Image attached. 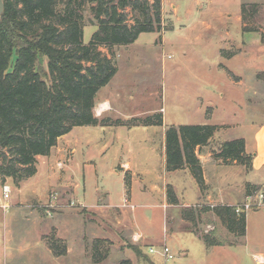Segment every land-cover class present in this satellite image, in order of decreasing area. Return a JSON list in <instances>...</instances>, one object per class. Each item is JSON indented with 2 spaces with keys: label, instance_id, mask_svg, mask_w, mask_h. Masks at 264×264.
Segmentation results:
<instances>
[{
  "label": "rangeland",
  "instance_id": "rangeland-1",
  "mask_svg": "<svg viewBox=\"0 0 264 264\" xmlns=\"http://www.w3.org/2000/svg\"><path fill=\"white\" fill-rule=\"evenodd\" d=\"M248 1L252 0H163L165 30L142 34L134 44L114 49L118 73L108 86L101 89L98 99H112L113 106L119 110L114 114L117 118L164 116V126L133 133L132 148L137 150V159L130 158L128 154L123 155L122 159L135 162L144 171L152 172L150 178L157 181V192L141 194L142 197H149V200L138 198L135 204L128 196L123 199V175L115 173L118 168L115 150L109 151L103 158L92 159L94 163L90 166H84L83 162L87 160L80 153L74 155L73 160V135L67 139L60 138L54 147V154L43 157L37 163V169L39 165L53 169L60 183L53 181L46 189L43 187L46 171L49 173L47 167L39 168L41 171L36 178L31 177L19 184L10 181L11 198L7 201L9 207L4 209L3 205L7 202L3 194L4 183L0 180V264H123V261L135 264L133 251L127 249L132 241L126 240V225H123V231L118 227V219L124 221L121 212L126 208H129L130 217L139 221L150 244H164L165 217L167 214L169 217L179 215L182 209L175 212V209L163 208L167 129L189 124L220 125L210 146L219 149L223 144L221 141L225 143L243 137L251 139L247 126L250 112L247 106L251 110L256 108L252 110L258 116L256 120L264 124V42L260 39L264 41V7L258 6L256 13L247 7L244 15L246 31L254 29L262 35H243L239 17L241 4H248ZM128 12V22L132 25L133 13L130 9ZM94 24V17L86 11L83 21L85 44L91 41L98 29ZM100 49L113 58L107 48ZM15 61L16 56L12 59L9 72H12ZM240 67L250 71L255 89L244 102L243 111L235 109L237 86L232 84L229 77L233 71L241 70ZM82 130L76 129L74 136L84 133ZM2 151L0 148V154ZM228 170L231 172L230 188L233 191H239L247 181L259 180L258 175L246 171L240 174L236 169ZM101 173L106 184L103 186L108 190L111 201L122 204L119 208L111 207L105 215L85 208L95 207L99 198V202L104 203L101 181L98 180ZM167 178L184 203L196 202L198 186L189 173L177 172ZM20 184L23 186L22 194L16 190ZM139 186L138 181L135 182L136 193ZM146 187L151 190L149 184ZM260 192L264 194L259 190L253 194V201ZM138 203L149 205L136 209ZM212 206L200 203L192 209ZM130 209L136 210L132 212ZM207 212L211 211L206 210V216ZM212 217L218 218L217 222L221 223L218 216ZM146 218L152 220L150 227L144 223ZM202 221L191 228L202 230L201 234H205L208 225L211 228L213 223L216 225L210 217H204ZM56 227L66 228L67 246L72 247V254L59 259H54L48 248L44 247L48 246L47 238L60 237ZM103 236L109 240H104ZM97 240L104 241L97 246ZM146 248L149 250V246ZM156 249L162 251L163 248ZM94 258H101V262H95ZM161 259L163 264H173V260Z\"/></svg>",
  "mask_w": 264,
  "mask_h": 264
},
{
  "label": "trees",
  "instance_id": "trees-1",
  "mask_svg": "<svg viewBox=\"0 0 264 264\" xmlns=\"http://www.w3.org/2000/svg\"><path fill=\"white\" fill-rule=\"evenodd\" d=\"M4 1L5 12L0 21L2 183L12 179L19 184L34 177L38 172V158L49 156L59 139L75 127L164 125L161 114L113 120L97 118L94 113L99 92L118 73L114 49L134 44L142 34L165 30L163 0ZM247 7L257 12L256 5H243V20ZM128 9L133 13L132 25L128 22ZM86 11L98 27L88 44L84 42ZM101 47L107 48L113 58L105 55ZM14 56L16 61L9 72ZM218 130V126L209 124L167 129V172L189 169L204 190V172L197 149L209 145ZM214 157L226 165L237 163L248 171L253 168V155L247 153L243 139L221 144ZM258 191L256 186H247L249 196ZM167 198L172 204L178 203L171 186L167 187ZM192 210L198 214L212 211L231 233L239 237L246 235V213L237 214L235 206ZM204 239L209 245L214 243L209 235ZM103 241L97 240L96 245ZM46 242L56 257L67 254L65 241L51 236ZM94 259L101 262V258ZM123 264L130 262L123 261Z\"/></svg>",
  "mask_w": 264,
  "mask_h": 264
},
{
  "label": "crops",
  "instance_id": "crops-1",
  "mask_svg": "<svg viewBox=\"0 0 264 264\" xmlns=\"http://www.w3.org/2000/svg\"><path fill=\"white\" fill-rule=\"evenodd\" d=\"M243 5H256L257 7H264V1L255 2V1H248V4H241ZM242 22L243 28V35L248 34H262L258 33L254 29H249L248 31H244L247 27V24H244L242 11L241 16L239 17ZM261 42L263 43L262 38ZM259 41V39H258ZM242 43V42H241ZM244 43V42H243ZM240 45L239 43H236ZM244 53V52H242ZM241 53V54H242ZM241 70L238 72H232L229 76L232 78V84L237 86V96L235 109L237 111L245 110L244 102L247 97H250L251 92L254 89V77L251 76L250 78V71L245 70L243 67H240ZM108 86V85H107ZM247 109L250 111L247 126H249V133L251 139L249 137L237 138L243 139L246 142V151L249 155H253V168L251 171H247L244 166L239 165L237 163H233L230 165H226L223 163L222 160L216 159L214 157V152H217L219 149H213L210 146L212 145V141L209 145L204 147H199L197 149L198 157L201 161L203 172H204V179H205V189L201 190L199 184L197 183L196 179L193 177L189 169L180 170L175 172H167L166 164L164 173L166 178H164V198H163V208L170 210L180 209V214L175 215L174 217H169L168 214L165 217L163 222V233H164V244L160 245L159 242H155L156 245L150 244L149 240H146L145 231L141 228L139 221L133 217H130V212L128 211L129 208L122 210V216L124 218L122 220L118 219V227L123 231V225H126V233H127V241L131 242L128 245V250L133 251V255L136 259L134 260L135 264H163L161 258H164L160 254H151V248H163L165 246L169 247L173 254H175V259L173 260V264H264V207L253 209L252 211L247 212L246 214V235L244 237H239L238 235L231 233L225 224L221 221L218 223V218L215 220L212 216V211L207 212V216L205 212H201L200 214L194 212L192 207L197 206V204H205V205H228V206H236L241 202H245L246 199L249 197L247 193V186H256L259 190L264 191V124L258 123L256 118L258 117L252 110H256V108H252V110L247 106ZM115 112H119L118 108L113 106V101L110 98L100 100L98 99L97 106L94 110L95 116L97 118H111L113 120L121 119V120H129L131 118H140V117H130V118H123V117H115ZM164 118V116H163ZM251 118V119H250ZM207 120V119H206ZM251 121V122H250ZM205 122V121H204ZM208 122V120L206 121ZM191 125V124H189ZM211 125V124H210ZM164 126V125H163ZM220 126V125H215ZM157 126H139V127H126V126H83V127H75L71 133L63 136L61 139H67L68 137L71 138V148L73 152V160L74 155L80 153L83 155L87 161H84L83 164L90 166L94 162L92 159L94 158H103L105 155L109 153L111 150H115L117 154V163L118 168L116 169V174H122V185H123V199L125 197H129L131 203L135 204L138 198H141L142 201L145 199L149 200V197H142L141 194L146 195V193L154 194L157 192L156 189V180H152L150 175L152 172H148L147 170L144 171L143 169L139 168L138 165L134 162L131 163L130 161L125 162L122 161L124 158L123 155H127L132 159H137V150L132 148V143L134 135L137 130L140 129H153ZM224 127V126H222ZM83 129L84 133H80L77 136H74L76 129ZM136 134V133H135ZM218 134V131L217 133ZM215 134V135H216ZM76 135V134H75ZM60 139V140H61ZM221 143H224L221 141ZM56 148V147H55ZM52 150L51 155L54 154V150ZM165 153V152H164ZM48 157V156H47ZM43 157H39L38 160L42 159ZM130 160V159H129ZM96 163V161H95ZM41 167L46 168L47 166H40L38 167L37 174L33 177L36 178L39 173ZM236 167V168H235ZM40 168V169H39ZM96 168V166H95ZM71 169V167H70ZM228 169H236L238 173L242 174L246 171L249 174L258 175L259 180L256 181H247L245 185L239 191H233L231 186V177L229 174L231 172ZM46 170H49L47 167ZM45 170V171H46ZM209 170L211 171V176L209 175ZM177 172L189 173L196 184L198 186L197 191V200L194 204L184 203L183 198L179 197L176 191V187L168 183V175H175ZM98 175V174H97ZM132 175L133 177H130ZM130 177V178H129ZM150 178V179H149ZM1 180V179H0ZM45 184L43 187L50 186L53 181L60 183L59 178L54 176L53 169L49 170V173L46 171L44 176ZM43 180V181H44ZM98 180L101 181V198L104 199V203H100L99 200L95 204V207H85L89 210H94L95 213H99L101 215H105L109 213L108 209L111 207L119 208L122 207V204H115L111 201L109 197V192L105 188L106 185L103 181V173H101V177L98 175ZM10 181L13 182L12 179H7L6 183L9 184ZM32 181V179H31ZM139 183L138 193L135 192V182ZM154 181V182H153ZM153 182V183H152ZM14 183V182H13ZM35 184V182H34ZM149 184L151 186V190H148L146 185ZM24 185V184H23ZM16 186V185H15ZM171 186L178 199L177 204H172L168 201L167 198V187ZM219 189V190H218ZM16 190L18 193H23V186L20 184L16 186ZM218 190V194L216 193ZM36 191V190H35ZM37 193V191L35 192ZM184 194V193H183ZM16 196V192L15 195ZM147 200V201H148ZM101 204V205H100ZM149 204L145 203H138L137 207H147ZM135 209V210H136ZM187 211V216L184 215V211ZM92 210V211H93ZM132 210V209H130ZM135 210H132L134 212ZM8 212H5L7 214ZM133 216V215H132ZM217 216V215H216ZM203 217V218H202ZM204 217H210L216 223L209 225L205 229V234H201L202 230L197 231L196 229H192L191 227L195 226L197 222H203L202 219ZM193 219L195 221H193ZM124 222V224H123ZM144 223H148L147 226L150 227V223L152 220L150 218H146ZM190 225V226H189ZM62 226V225H60ZM59 226V227H60ZM58 230V237L59 239L68 243V233H65L66 228L63 227ZM208 227H210L208 231ZM209 235L210 239L213 240V244L209 245L204 236ZM148 238V237H147ZM101 239V238H98ZM104 240H109L107 236H103ZM83 240V237H82ZM141 240V242H140ZM112 242V241H111ZM43 243V241H42ZM83 243V242H82ZM44 245V243H43ZM149 246V250L146 248ZM157 246V247H156ZM161 246V247H160ZM48 248L50 251L49 253L55 257L54 259H59L65 257L69 254H72V247H68L67 254L62 257H56L51 249L48 246H44ZM81 248L80 250H82ZM126 249V250H127ZM140 251L138 253L137 251ZM84 253V249L82 251ZM49 254V255H50ZM160 255V256H159ZM132 258V257H131ZM130 259V258H129ZM165 259V258H164ZM127 260V259H126ZM86 261V259H85ZM133 262V263H134Z\"/></svg>",
  "mask_w": 264,
  "mask_h": 264
},
{
  "label": "built area",
  "instance_id": "built-area-1",
  "mask_svg": "<svg viewBox=\"0 0 264 264\" xmlns=\"http://www.w3.org/2000/svg\"><path fill=\"white\" fill-rule=\"evenodd\" d=\"M11 187L7 184L3 185V194H4V198L6 200V202L11 198ZM256 194V193H255ZM254 194V195H255ZM253 195L249 196L247 198V203L244 204H238L235 206V212L237 214H243L252 211L254 208L258 209V208H262L264 207V194L262 192H260L257 197L256 200L253 201ZM125 204H127V201L125 202ZM127 206V205H125ZM9 207L8 202L6 204L3 205L4 209H7ZM214 207V206H212ZM150 252L153 254H160L161 256H163L165 258L166 261H172L175 259V254H173V252L171 251V249L167 246L163 247L162 251H159L155 248H151Z\"/></svg>",
  "mask_w": 264,
  "mask_h": 264
},
{
  "label": "water",
  "instance_id": "water-1",
  "mask_svg": "<svg viewBox=\"0 0 264 264\" xmlns=\"http://www.w3.org/2000/svg\"><path fill=\"white\" fill-rule=\"evenodd\" d=\"M4 12H5V1L0 0V21L2 19Z\"/></svg>",
  "mask_w": 264,
  "mask_h": 264
}]
</instances>
